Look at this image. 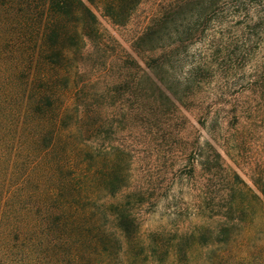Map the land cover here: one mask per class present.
<instances>
[{"label":"trees","instance_id":"1","mask_svg":"<svg viewBox=\"0 0 264 264\" xmlns=\"http://www.w3.org/2000/svg\"><path fill=\"white\" fill-rule=\"evenodd\" d=\"M262 49L264 0H0V264H264Z\"/></svg>","mask_w":264,"mask_h":264},{"label":"rangeland","instance_id":"2","mask_svg":"<svg viewBox=\"0 0 264 264\" xmlns=\"http://www.w3.org/2000/svg\"><path fill=\"white\" fill-rule=\"evenodd\" d=\"M103 22L113 36L120 40L126 48L130 47V39L134 32L133 26L130 25L127 29H125L114 27L106 21ZM201 50H203L202 47L193 46L190 50V54L198 55ZM263 56L264 49L257 53L253 59L262 61ZM254 63L256 62H253V64ZM246 69L247 71L245 75L241 77L237 76L235 83L240 85L245 82V78L253 75L254 68L251 64L248 63ZM240 90L241 89L239 87L231 90L233 94L239 97L238 109H242L243 112H245L242 115V124H238L237 128L240 126H252L253 133L252 135L248 136L249 139L247 140V145L244 147V155H238L236 153L241 148L236 146L235 143L232 142L230 144V150H232V154L230 153L228 164L236 169L239 174L253 187L250 179L251 173L249 170L255 168L257 161L264 160V102L258 104V101L254 102L255 96H253L250 92L237 93ZM171 195L172 199H170L169 202L162 204L157 214L153 216V224L164 226L166 224V220L169 218L183 221L186 217V213L184 211H180V209H177L176 207L179 206V208H184L188 203H191L192 195L188 189L185 188L181 190L177 188L172 192ZM180 226L182 228V225Z\"/></svg>","mask_w":264,"mask_h":264}]
</instances>
